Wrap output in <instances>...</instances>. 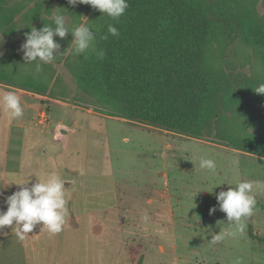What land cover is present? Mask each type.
<instances>
[{
	"label": "rangeland",
	"instance_id": "1",
	"mask_svg": "<svg viewBox=\"0 0 264 264\" xmlns=\"http://www.w3.org/2000/svg\"><path fill=\"white\" fill-rule=\"evenodd\" d=\"M199 1L216 25L205 58L211 92L196 135L116 116L95 82L96 93L86 94L83 64L93 53L71 55V33L54 37L61 47L52 63L39 71L24 63L20 46L31 27L54 26L59 12L69 28L84 23L97 32V10L67 0L2 1L0 94L15 92L23 116L9 119L0 106V201L28 177L31 184L56 172L67 181L63 230L37 225L21 247L5 226L7 264H264L256 233L264 229V94L254 91L264 83V0ZM201 156L215 170H201ZM236 180L260 187L244 234L230 236L234 226L219 210L209 215L217 201L205 191ZM216 232L225 238L212 244Z\"/></svg>",
	"mask_w": 264,
	"mask_h": 264
},
{
	"label": "trees",
	"instance_id": "2",
	"mask_svg": "<svg viewBox=\"0 0 264 264\" xmlns=\"http://www.w3.org/2000/svg\"><path fill=\"white\" fill-rule=\"evenodd\" d=\"M2 1L0 25L8 14L3 13ZM128 4L119 20L102 14L95 44L104 49L105 57L98 60L93 53L86 59L82 89L90 95L95 82L103 95L114 100L116 116L196 135L211 92L205 58L216 22L199 0H128ZM109 24L119 36L100 39Z\"/></svg>",
	"mask_w": 264,
	"mask_h": 264
},
{
	"label": "clouds",
	"instance_id": "3",
	"mask_svg": "<svg viewBox=\"0 0 264 264\" xmlns=\"http://www.w3.org/2000/svg\"><path fill=\"white\" fill-rule=\"evenodd\" d=\"M67 3L73 7L78 4H87L95 10H99L101 14H106L113 20H119L128 9V0H67ZM94 28L92 25L81 23L75 27L69 28L66 18L63 14L57 12L54 17V26L43 25L40 29L31 27L29 32L24 33L25 39L20 46L23 53L24 63H36L39 71L41 62L50 64L59 53L61 45L54 37L65 38L71 33V48L69 53L79 57L92 52L98 60L105 57L104 49H98L95 41L97 32L90 30ZM118 29L109 24L107 33L100 36V39L107 40L109 35L118 37ZM3 43L0 38V44ZM3 54L0 49V55ZM257 94H264V83L259 84L255 90ZM0 106H2L9 119H16L23 116V108L20 97L12 91H6L0 94ZM199 168L201 170L213 171L216 163L212 158L201 156L199 158ZM34 183L29 184V179L22 182H14L18 185V189L4 198L6 210H0V230L5 226L15 228L16 234L23 236L30 234L37 225L43 226L47 232L51 234L60 233L63 230L67 215L66 200V183L56 172H51L44 180L36 177ZM222 182L214 184L208 191L215 195L217 205H213L208 209L209 215L214 214L217 210L225 213L227 223L234 226L233 229H227V235L235 236L244 234L246 230L245 218L251 217L256 209V198L254 189L260 187V182L247 180H236L234 184L227 183L226 189H221L214 193V188L220 187ZM196 192L191 198V205ZM0 195H3L0 192ZM222 222V221H221ZM5 233L0 231V235ZM225 238V233H214L211 235L210 242L216 244ZM234 264H241L237 259Z\"/></svg>",
	"mask_w": 264,
	"mask_h": 264
},
{
	"label": "crops",
	"instance_id": "4",
	"mask_svg": "<svg viewBox=\"0 0 264 264\" xmlns=\"http://www.w3.org/2000/svg\"><path fill=\"white\" fill-rule=\"evenodd\" d=\"M6 208L5 204H3L1 201H0V210H2V208ZM2 232H4L5 234L4 235H0V264H7L5 259H6V255H5V252H6V237H7V232L4 229L0 230ZM256 233L258 234L259 237H262L264 239V229L263 230H257ZM261 234V236H260ZM17 242V240H15ZM20 244V246L22 247V238L20 237L19 241H18Z\"/></svg>",
	"mask_w": 264,
	"mask_h": 264
},
{
	"label": "water",
	"instance_id": "5",
	"mask_svg": "<svg viewBox=\"0 0 264 264\" xmlns=\"http://www.w3.org/2000/svg\"><path fill=\"white\" fill-rule=\"evenodd\" d=\"M65 133V130L61 129L60 130V136H62ZM67 185V184H66Z\"/></svg>",
	"mask_w": 264,
	"mask_h": 264
}]
</instances>
